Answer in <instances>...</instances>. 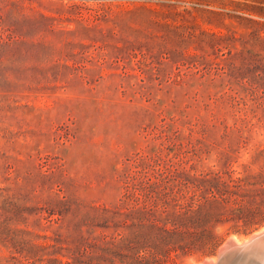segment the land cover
<instances>
[{
  "label": "rangeland",
  "instance_id": "rangeland-1",
  "mask_svg": "<svg viewBox=\"0 0 264 264\" xmlns=\"http://www.w3.org/2000/svg\"><path fill=\"white\" fill-rule=\"evenodd\" d=\"M263 228L264 0H0V264H203Z\"/></svg>",
  "mask_w": 264,
  "mask_h": 264
},
{
  "label": "water",
  "instance_id": "water-1",
  "mask_svg": "<svg viewBox=\"0 0 264 264\" xmlns=\"http://www.w3.org/2000/svg\"><path fill=\"white\" fill-rule=\"evenodd\" d=\"M248 253L262 254L264 258V229L254 233L250 236L249 240L239 243L236 240L230 238L228 239L219 249L217 254V260L213 262L203 261L204 264H229L233 260L246 255ZM259 254V255H260ZM251 255V254H250ZM237 257V258H236Z\"/></svg>",
  "mask_w": 264,
  "mask_h": 264
},
{
  "label": "bare ground",
  "instance_id": "bare-ground-1",
  "mask_svg": "<svg viewBox=\"0 0 264 264\" xmlns=\"http://www.w3.org/2000/svg\"><path fill=\"white\" fill-rule=\"evenodd\" d=\"M262 230H260V231H262ZM232 239L235 240V238H232ZM246 240H249V239L246 238ZM237 242L243 243V240H241V241L238 240ZM259 254H256L255 255L253 253H248V255H246V257L242 256V257L238 258L237 260L235 259V260L231 261L229 264H264V258L262 257L263 255L262 254L259 255ZM214 261H216V260L213 259V262Z\"/></svg>",
  "mask_w": 264,
  "mask_h": 264
}]
</instances>
